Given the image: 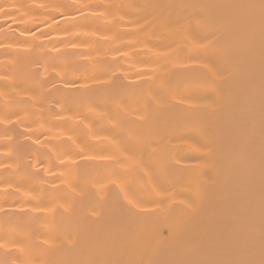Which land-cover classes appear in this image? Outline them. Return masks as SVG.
Returning a JSON list of instances; mask_svg holds the SVG:
<instances>
[{"label":"bare ground","instance_id":"1","mask_svg":"<svg viewBox=\"0 0 264 264\" xmlns=\"http://www.w3.org/2000/svg\"><path fill=\"white\" fill-rule=\"evenodd\" d=\"M0 264H264V0H0Z\"/></svg>","mask_w":264,"mask_h":264}]
</instances>
